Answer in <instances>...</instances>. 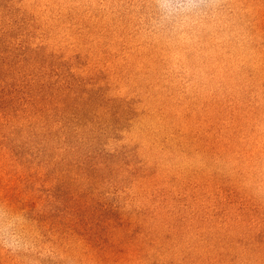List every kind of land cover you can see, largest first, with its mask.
<instances>
[{
  "label": "rangeland",
  "instance_id": "1",
  "mask_svg": "<svg viewBox=\"0 0 264 264\" xmlns=\"http://www.w3.org/2000/svg\"><path fill=\"white\" fill-rule=\"evenodd\" d=\"M0 264H264V0H0Z\"/></svg>",
  "mask_w": 264,
  "mask_h": 264
}]
</instances>
